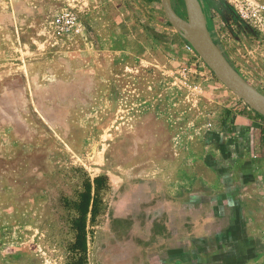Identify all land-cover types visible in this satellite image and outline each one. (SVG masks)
<instances>
[{
	"label": "rangeland",
	"instance_id": "rangeland-1",
	"mask_svg": "<svg viewBox=\"0 0 264 264\" xmlns=\"http://www.w3.org/2000/svg\"><path fill=\"white\" fill-rule=\"evenodd\" d=\"M238 3L264 7V0H195L194 6L206 25L211 22L215 28L217 35L210 33L211 37L231 66L264 95V10L254 20L243 19L235 8ZM171 4L180 18L187 19L184 0ZM153 5L163 27L177 33L161 0ZM59 11L49 16L50 21ZM186 45L183 40L186 61L181 77L186 94L197 100L212 93L215 86L204 82L193 97L198 82L193 77L204 78L199 72L211 74L217 87L229 91ZM54 47L38 61L28 60L27 76L0 83V264H70L72 203L85 180L100 175L107 178L109 189L100 192L101 211L89 226L87 264H137L138 249L131 241L133 220L129 215L116 216L120 207L115 203L136 184L130 182L133 175L148 168L139 164L145 162L139 155L145 157L148 144L167 137L208 146L211 173L221 177L223 195L228 187L236 197L234 215L214 213L224 223L229 219L230 227L234 224L228 235L231 244L209 247L219 248V263L264 264V146L259 137H237L230 130L226 139L209 138L204 131L221 128L222 112L218 118L207 114L193 122L190 108L200 102L188 99L180 113L181 89L156 85L153 91L152 83L140 74L139 85L128 87L120 97L117 86L102 82L97 57L71 55ZM231 95L233 101L214 98L225 105L237 103L240 112L249 110L264 122V117ZM196 169L208 173L204 166ZM130 204L129 200L125 208L131 212Z\"/></svg>",
	"mask_w": 264,
	"mask_h": 264
},
{
	"label": "crops",
	"instance_id": "crops-1",
	"mask_svg": "<svg viewBox=\"0 0 264 264\" xmlns=\"http://www.w3.org/2000/svg\"><path fill=\"white\" fill-rule=\"evenodd\" d=\"M153 2L0 0V83L27 76L28 60H40L54 45L59 52L97 57L102 82L117 86L120 97L128 87L139 85L140 74L147 83H152L153 91L156 85L169 86V90L181 89L178 109L183 111L180 113H184L188 99L200 102L199 106L195 104L190 108L193 122L207 114L218 118L222 112L221 128L215 125L204 131L209 138L226 139L232 130L237 137L256 134L260 145L264 146L261 142L264 122L255 119L256 115L249 110L240 112L241 106L237 103L225 105L220 98L215 99L234 100L229 91L217 87L211 74L199 72L198 75L204 78L193 77L198 81L194 82L196 94L193 97L201 83L215 86L212 93L198 96L208 98L193 100L186 94V83L181 77L186 61L183 40L171 28L163 27V20L156 13ZM57 10H69L79 16V34L68 41H63L54 35L52 28L49 29V16ZM206 28L209 33L217 35L211 22ZM209 150L202 144L191 145L167 137L166 141L148 144L145 157L139 155L145 159L139 164L144 163L148 168L133 175L130 182L136 184L121 193L115 203L120 207L116 216L129 215L133 220L131 241L138 249L137 264H221L219 248H210L211 251L209 247L231 244L228 235L234 224L231 222L230 227L229 219L224 223L214 213L234 215L236 197L228 187L223 195L221 177L211 173ZM198 166L206 167L208 173L200 174L196 169ZM129 200L131 212L125 208Z\"/></svg>",
	"mask_w": 264,
	"mask_h": 264
},
{
	"label": "water",
	"instance_id": "water-1",
	"mask_svg": "<svg viewBox=\"0 0 264 264\" xmlns=\"http://www.w3.org/2000/svg\"><path fill=\"white\" fill-rule=\"evenodd\" d=\"M194 3L195 0H184L187 19H182L173 10L171 0H161L164 15L178 35L193 48L232 94L264 117V95L249 85L231 66L207 31L205 19ZM194 12L199 14L198 18L195 17Z\"/></svg>",
	"mask_w": 264,
	"mask_h": 264
},
{
	"label": "trees",
	"instance_id": "trees-1",
	"mask_svg": "<svg viewBox=\"0 0 264 264\" xmlns=\"http://www.w3.org/2000/svg\"><path fill=\"white\" fill-rule=\"evenodd\" d=\"M264 143V135L261 136ZM109 189V183L104 175L87 178L83 190L73 204L74 217L71 220V229L74 232V241L68 248L71 257L70 264H87V241L89 226H91L101 211L102 201L100 192Z\"/></svg>",
	"mask_w": 264,
	"mask_h": 264
},
{
	"label": "built area",
	"instance_id": "built-area-1",
	"mask_svg": "<svg viewBox=\"0 0 264 264\" xmlns=\"http://www.w3.org/2000/svg\"><path fill=\"white\" fill-rule=\"evenodd\" d=\"M236 11L239 16L243 19L254 20L256 19L261 12L264 10V7H252L249 5H244L243 3H238L236 6ZM51 28L53 32L62 38H71L80 30V21L78 16L69 10L59 11L50 21ZM188 51H193V48L188 44L186 45Z\"/></svg>",
	"mask_w": 264,
	"mask_h": 264
},
{
	"label": "bare ground",
	"instance_id": "bare-ground-1",
	"mask_svg": "<svg viewBox=\"0 0 264 264\" xmlns=\"http://www.w3.org/2000/svg\"><path fill=\"white\" fill-rule=\"evenodd\" d=\"M194 15H195L196 18L199 17V14L197 12H194Z\"/></svg>",
	"mask_w": 264,
	"mask_h": 264
}]
</instances>
